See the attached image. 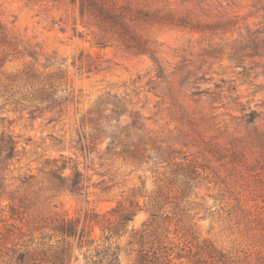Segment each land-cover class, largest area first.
Segmentation results:
<instances>
[{"label": "rangeland", "instance_id": "rangeland-1", "mask_svg": "<svg viewBox=\"0 0 264 264\" xmlns=\"http://www.w3.org/2000/svg\"><path fill=\"white\" fill-rule=\"evenodd\" d=\"M132 2L161 15V23L145 28L159 74L150 55L94 47L95 31L81 24L77 4L0 0V21L21 41L20 50L31 47L44 56L35 63L0 49V91L10 76L34 65L45 74L62 71L60 88L73 100L61 117L33 119L0 98V134H12L19 151L5 180L0 176V264H17L16 250L38 253L54 245L41 242L40 233L35 242L30 236L7 239L14 222L8 196L22 192L21 180L32 176L37 189L49 171L45 162L61 154L79 163L89 188L82 195L49 193L54 210L84 220L88 212L105 214L119 202L140 204L142 210L113 240L121 264H139L141 254L168 264H246L264 250V0ZM88 55L99 57L100 71H79V58ZM46 57L53 68L42 67ZM110 91L128 94L151 118V128L169 136L177 161L194 164L197 177L186 194L167 165L151 170L122 160L100 167L97 161L85 169L70 141L81 117ZM93 236L101 239L99 227ZM86 252L75 240L69 264H85Z\"/></svg>", "mask_w": 264, "mask_h": 264}, {"label": "trees", "instance_id": "trees-1", "mask_svg": "<svg viewBox=\"0 0 264 264\" xmlns=\"http://www.w3.org/2000/svg\"><path fill=\"white\" fill-rule=\"evenodd\" d=\"M51 1L55 4L64 0ZM132 1L68 0L70 4L78 5L81 24L95 31L92 43L94 47L105 49L120 46L134 56L150 55L159 74L162 68L155 57L152 40L145 28L161 23V15L158 11L136 7ZM21 45V41L12 36L0 21V49L7 57H28L37 63L40 56H43L31 47L20 50L23 47ZM48 58H45L46 62L42 65L44 69L53 68L55 65ZM101 68L99 57L96 60L90 55L79 58V71H100ZM62 80V71L45 74L30 65L21 74L9 77L8 84L3 85V90L0 91V98L12 105L15 111L28 112L33 119L45 113L61 117L73 101L60 88L59 83ZM135 105L128 94L106 92L81 117L76 137L70 141V148L86 160L87 171L96 166L97 161L101 162L100 167L122 160L135 168L151 166V170L167 165L173 168L177 180H181L183 192L186 194L197 177L194 164L178 162V158L174 156L176 148L169 136L151 128V118L142 110H137ZM18 154L15 137L2 132L0 176L3 181L6 170ZM44 169H49L45 172L47 177L39 181L37 189L33 190L34 180L30 179H35V176H32L30 179L21 180V187L24 188L22 192L21 188L10 192L8 198L11 203L8 206L14 222L7 231V239L14 242L30 236L31 242H35V233H40L41 242L55 243L38 253L16 250L15 262L69 264L73 242L78 240L80 248H87L85 264H121L119 246L113 240L126 230L128 224L142 210L140 204L136 201H131L129 205L119 202L105 214L88 212L84 220L80 217H69L54 210L57 206L50 201L52 196L49 193L55 191L88 194L89 186L85 183L79 163L72 157L61 154L60 158L47 160ZM67 170H71V174L67 175ZM2 185L0 184V189L4 188ZM157 207L161 208L162 202H158ZM96 227L101 230V239L93 236ZM168 263V260H160L158 256L148 260L147 254H141L139 259V264ZM246 264H264V250L258 251L254 262L249 260Z\"/></svg>", "mask_w": 264, "mask_h": 264}]
</instances>
